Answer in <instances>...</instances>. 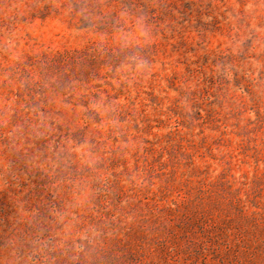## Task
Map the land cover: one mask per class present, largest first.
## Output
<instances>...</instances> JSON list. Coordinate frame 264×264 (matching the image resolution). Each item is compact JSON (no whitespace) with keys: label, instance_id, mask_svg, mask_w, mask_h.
I'll return each mask as SVG.
<instances>
[{"label":"rangeland","instance_id":"obj_1","mask_svg":"<svg viewBox=\"0 0 264 264\" xmlns=\"http://www.w3.org/2000/svg\"><path fill=\"white\" fill-rule=\"evenodd\" d=\"M0 264H264V0H0Z\"/></svg>","mask_w":264,"mask_h":264}]
</instances>
